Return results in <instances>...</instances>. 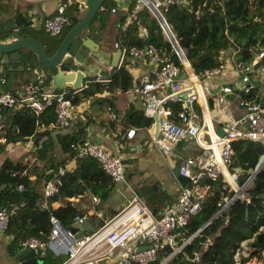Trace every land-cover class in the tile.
Wrapping results in <instances>:
<instances>
[{
    "label": "trees",
    "instance_id": "trees-1",
    "mask_svg": "<svg viewBox=\"0 0 264 264\" xmlns=\"http://www.w3.org/2000/svg\"><path fill=\"white\" fill-rule=\"evenodd\" d=\"M114 4L113 0H103L92 20L81 33L99 41L104 20L109 11L113 10ZM132 5L133 1H130L126 13L121 15L118 22L116 46L128 48L152 44L161 57L181 66L172 42L163 32L158 19L146 7L138 11L136 20L129 19L128 14ZM84 9L82 1L73 0L65 10L67 22L59 34L52 36L45 34L40 27L32 25L30 15L27 13L15 12L0 18V40L9 34L29 35L41 41L45 52L51 54L63 34L79 19ZM161 12L177 45L182 49L185 60L196 74L218 62L220 48L235 46L236 61L249 63L253 61L259 49L264 53V0H187L170 4ZM140 25L146 29L143 35L139 32ZM22 50L26 70L31 72L33 68L41 67L33 53ZM59 65L63 70L76 68L72 63V57L67 54ZM53 71L54 67L44 69V74L36 76L31 83L47 85L49 75ZM106 77V81H99L94 77L84 76L80 87L75 91L69 87L56 90L65 91L73 103L81 100L80 98L90 99L95 105V110L101 106L110 107L112 105L110 98L103 96L102 92L114 88L126 89L131 86L132 81L123 61L118 66H113ZM28 79V75H25L21 81L27 82ZM10 92L16 98L19 97L18 94ZM253 93V88L246 94L239 89L241 97L251 96ZM256 100H258L257 96ZM163 105L170 110L168 118L177 121L176 112L181 109L180 101L166 100ZM123 116L124 126L146 127L152 121V117L144 115L142 109L130 106L124 109ZM96 117H99V112L96 113ZM0 122L2 123L0 135L3 134L9 139L26 138L34 133L39 136L46 133L43 127L47 126H51L53 132L55 128H59L54 122L53 105H48L42 111L35 113L25 102L18 100L10 106L0 107ZM39 126H42L40 131H38ZM78 133L77 131L72 134L53 133L60 152L59 156L51 148L52 143L42 140L39 142L36 148L37 155L45 161L49 170L40 174L45 180L52 176L58 165L64 164L66 157L75 154V148L70 146V143L77 141ZM1 146L0 142V149ZM50 148L52 155H45V150ZM231 151L230 165L239 171V181H244L264 152V140L236 139L231 142ZM22 170L25 172L21 173ZM27 171V166L18 160L4 158L0 162V205L22 201L9 217L4 230L6 234L11 235V239L6 243L9 254H13L21 245L20 241L29 235L45 240L50 230V215H53L64 228L71 227L75 215H83L71 201L64 199L65 197L76 196L89 189L93 195L105 199L115 183L93 157H75L74 167L67 168L59 174L56 190L48 197L49 201L63 198L62 204L51 207L48 202L46 207L40 208L39 195L32 188ZM203 180L209 182L210 191L200 208L189 216L187 223L176 228L175 245L179 248L174 251L170 245L163 244L158 249L156 258L146 264H159L170 253L163 264H244L248 258L259 255L264 243V165L249 181L246 187L247 198L235 199L217 214L216 201L220 178L204 177ZM18 183H21V189H17ZM117 211L118 209L111 211L108 216ZM208 219L206 225L191 236ZM105 220L99 219L95 222V227L100 226ZM248 237L251 238L246 241L249 253L245 256L239 255L235 259L234 249L239 246L240 240ZM42 250V264H58L66 256L54 254L46 247Z\"/></svg>",
    "mask_w": 264,
    "mask_h": 264
},
{
    "label": "built area",
    "instance_id": "built-area-1",
    "mask_svg": "<svg viewBox=\"0 0 264 264\" xmlns=\"http://www.w3.org/2000/svg\"><path fill=\"white\" fill-rule=\"evenodd\" d=\"M27 1L34 2L37 0ZM72 1L56 0L57 5L53 12L39 17L38 27L47 35L59 34L67 22L66 7ZM179 1L185 2L187 0H133L128 17L136 20L137 13L142 7H146L155 17V14H158L159 18H156L163 32L172 42L173 49L181 63L186 61L181 58L182 49L173 42L175 41L174 35L161 12L168 5ZM139 32L142 35L145 34V27L140 25ZM118 48L120 56L127 54L132 58L150 61V67L142 73L139 86L134 89L142 95L144 115L151 116L155 112L159 116L158 132L154 137V142L176 144L178 141L189 140L205 150L206 155L197 160L188 155L182 159V163L178 166V173L187 179L179 185L174 201L165 204L156 214L151 212L144 201L133 193L129 201L119 211L100 226L95 227L94 231L82 233L76 238L72 236L69 228L62 227L59 221L50 215V230L46 239L29 235L21 241V245L34 250L46 247L54 254H65L64 259L58 264H146L156 258V253L163 244L170 245L174 251L177 250L179 246L175 245L176 228L187 223L189 216L200 208L210 191V184L203 180L204 177L220 178L216 214L224 210L235 199L247 198L246 187L252 178V172L244 181H239V171L230 165L231 142L236 139L264 140V100H256L257 95L255 93L251 96L242 97L240 100V104L244 108L242 115L232 123L222 126L223 133L221 135L211 130L207 133L208 137L203 139L201 132L205 122L204 120L197 121L191 104L192 100L198 101L195 87L187 92L186 102L176 112L177 121L168 118L169 108L161 105L155 94L158 89L168 87L173 100L180 98L177 95L180 88L178 78L180 66L172 60L161 57L152 44ZM222 52L223 48H220L218 50V62L215 65L204 68L199 74L192 71L187 74L193 85L202 75L220 72L223 67ZM262 56H264L263 50L259 49L255 57L260 58ZM235 68L242 82L240 89L246 94L253 88L252 83L249 82L251 65L249 62L235 60ZM94 79L107 80V78L98 75ZM4 84L5 78L0 75V85ZM221 89L222 91H231L230 85H223ZM18 96L16 98L9 90L0 87V107L10 106L18 100L25 102L35 113H38L46 106L53 105L54 122L59 128L69 125L72 112L76 107V103L71 101V97L67 96L65 91L53 89L49 85L29 83L24 86L23 93L18 94ZM198 110L199 113H204L201 104H199ZM110 116H115L111 110ZM243 122L246 123V126H242ZM1 126L2 123L0 122ZM119 131L118 129L117 132L119 133ZM132 132L133 128H130L125 130L124 134L130 137ZM70 146L75 148V154L71 157H93L113 182L124 181L123 162L118 154L103 148L96 141L86 137H78L77 141L70 143ZM262 154L264 155V152ZM65 169L66 166L58 165L52 172V176L43 183V197H49L56 190L59 174ZM24 172L25 170L21 171V173ZM21 186V183L16 185L17 189H21ZM91 198L93 201L97 199L95 195H92ZM21 204L22 201L0 205V231L6 229L9 217ZM40 207H45V204L41 203ZM80 219L81 216L75 215L73 223ZM250 239L248 237L239 241V246L233 251L235 259L239 255L245 256L249 253L246 241ZM252 257L251 261H245L244 264H264V243L259 250V255Z\"/></svg>",
    "mask_w": 264,
    "mask_h": 264
},
{
    "label": "crops",
    "instance_id": "crops-1",
    "mask_svg": "<svg viewBox=\"0 0 264 264\" xmlns=\"http://www.w3.org/2000/svg\"><path fill=\"white\" fill-rule=\"evenodd\" d=\"M37 1L5 0L0 5V11L7 10L13 12L12 10H14V12L27 13L30 15V19L32 18V21L30 20L31 24L39 26V17L44 12ZM113 1L115 3L114 8L112 11H109L104 20L105 23L101 30L99 41L95 40L92 36L80 33L73 39V45H71L72 43L70 44L68 53H66L71 57L76 52L80 54V60L76 62L72 57V63H74L76 68H82L87 77L98 75L102 78H107L106 75L112 68L110 64L116 58L115 49L118 48L116 46L117 25L121 15L126 13L128 4L133 0ZM0 2L2 1L0 0ZM45 7L49 8V5ZM85 37H90V39L98 44V48L103 51V54L100 56L103 61L91 55L90 50L81 44V40ZM22 51L20 49L17 53L9 54L11 60L0 65V75L5 78V84L0 85V87L15 94L23 93L25 85L31 83V80L36 76L43 75L40 72L41 67H35L34 71L31 72L26 70ZM221 58L223 67L220 72L202 75L198 77L194 85L187 77L188 73L194 72L191 65L187 61L180 63L181 66L178 74L180 88L177 92L180 98L178 100L182 106L186 102L187 92L195 87L198 101L192 100L191 104L197 121L201 122L204 120L206 123L202 126L201 133L203 139L208 137L207 133L211 132V130L216 132V129H222V126L235 121L244 111L242 104H240L242 97L239 94L242 82L235 68L236 47L231 45L224 48ZM260 59L261 57H254L250 63L249 82L253 85V91L256 93L257 99L261 101L264 100V58L263 62ZM122 61L125 62V66L131 75L132 84L129 86L130 89H127V87L126 89L114 88L105 90L102 94L110 98L112 105L110 107L101 106L96 110L94 109L95 105L91 103L90 99L80 98L81 100L76 102L69 125L64 127L62 131H59L60 128H55L54 130L55 133L65 134H72L77 131L79 132L77 134L78 137H86L96 141L103 148L118 154L122 159L124 181L114 183L105 199H100L95 195L97 199L93 201L91 198L93 194L89 189L76 196L64 198L71 201L80 214H83L81 217H86L94 226L95 222L99 219H109L112 216H108L111 211L115 209L119 211L129 201L133 193L144 201L151 212L154 214L158 213L165 204L174 201L177 196L178 187L181 183L176 179L173 171L180 161L187 155L191 156L194 160L205 156H201L204 150L193 141L183 140L178 141L176 144H158L154 142L153 131L151 129L153 119L150 125L146 127L124 126L123 111L126 107L143 109L142 95L134 88H138L140 76L150 67V61L148 59L132 58L128 55L120 56L119 51L115 66ZM25 75H28L29 79L27 82H22L21 79ZM223 85H230L231 91H222L221 87ZM155 94L159 98L161 105L166 100H173L168 87L158 89ZM199 104L204 109L203 114L199 113ZM110 110L115 113L114 117L110 116ZM97 112H99V117H96ZM242 126H246V123L243 122ZM41 128L42 126H39L38 131ZM43 128L46 133L39 136L30 135L26 138L9 139L1 134L0 162L4 158H9L25 164L28 169L27 177L30 180V184L39 195V207L41 203H44L46 207L48 202L51 207H56L62 204L63 198L49 201L48 197H43L42 185L48 179L45 180L40 174H44L45 170L47 172L49 170H47L45 161L37 155L36 148L42 140L49 144L52 143L51 148L54 149L58 156L60 152L57 148L51 126ZM130 128H133V132L128 137L124 132ZM118 129L120 130L119 133L117 132ZM191 142L194 143L195 147H192ZM51 148L45 150V155H52ZM62 165L66 166V169L74 167L75 158L71 156L66 157ZM10 239V234L0 231V264H20L14 253L24 246L20 245L15 249L13 254H9L6 250V243ZM41 250L36 249L35 251L38 253Z\"/></svg>",
    "mask_w": 264,
    "mask_h": 264
},
{
    "label": "water",
    "instance_id": "water-1",
    "mask_svg": "<svg viewBox=\"0 0 264 264\" xmlns=\"http://www.w3.org/2000/svg\"><path fill=\"white\" fill-rule=\"evenodd\" d=\"M82 2L85 6L83 13L79 17V19L66 30L58 45L51 54H47L45 52L42 42L32 36H14L13 34H9L8 36L4 37V39L0 40V65L11 60L9 54L17 53L20 49H25L26 51H30L36 56L39 64L41 65L40 72L42 74H44L43 69L54 67V71L50 73L48 80V85L51 88L57 89L62 87H69L73 90L78 89L81 85L82 79L85 76L82 68H75L73 70H63L60 67L59 62L64 58L66 53H68L70 44L72 43L73 39L77 37L92 20L97 9L101 6L103 0H83ZM37 3L39 4V6H41L44 12L43 15H49L50 13H52V10L55 9L57 5L56 0H39L37 1ZM44 5H49V8L45 7ZM155 15L159 18L158 14ZM173 42L176 45V42ZM81 44L86 49L90 50L91 55L98 57L100 61H103L100 57L103 54V51L98 48V44L94 40L90 39V37H85L81 40ZM115 50L116 58L113 61L111 60L112 64H110L112 65V67L116 65L117 56L119 54V48H116ZM72 57L76 62L77 60H80L79 53L77 52ZM181 58L185 60L183 53L181 55ZM263 58L264 56H262L260 59L262 62ZM20 66L23 67L22 65ZM34 69L35 68H33L32 71H34ZM151 117L153 119L151 129L153 131V137H155L158 132L159 116L154 112L152 113ZM62 130L64 129H59V131ZM215 131L218 135H221L223 133L222 129H216ZM32 136H35V134H32ZM190 144L192 145V147H195L193 142H191ZM204 155H206L205 150L201 153V156ZM181 163L182 160L180 161L179 165ZM263 165L264 155L261 157V159L258 160L256 166L254 167L252 171V177ZM178 166L174 169L173 173L180 183H184L187 177L178 173ZM208 221L209 219L203 224H201L191 234V236L200 231ZM94 230L95 226L86 217H81L79 221L72 223L71 227L69 228V231L71 232L74 238L81 236L84 231ZM191 236H189V238ZM42 254V250L37 253L34 249L27 248L26 246L19 248L14 253V255L17 256V259L20 261V264H41ZM170 254L166 258H164L159 264H163L169 258Z\"/></svg>",
    "mask_w": 264,
    "mask_h": 264
},
{
    "label": "rangeland",
    "instance_id": "rangeland-1",
    "mask_svg": "<svg viewBox=\"0 0 264 264\" xmlns=\"http://www.w3.org/2000/svg\"><path fill=\"white\" fill-rule=\"evenodd\" d=\"M2 2H0V5L1 4H3V2L5 1V0H1ZM13 12H10V11H0V18H2V17H6V16H10V15H12V14H14L15 12H14V10H12ZM30 14H31V12H30ZM32 19V18H31ZM36 23H38L37 21H36ZM41 35V34H40ZM39 35V36H40ZM71 45H73V43L71 44ZM81 54L83 55V53L81 52ZM80 55V54H79ZM1 74V73H0ZM35 77V76H34ZM263 156V154H261L260 155V158L259 159H261V157ZM253 257H250V258H248V260H246V261H251V259H252Z\"/></svg>",
    "mask_w": 264,
    "mask_h": 264
},
{
    "label": "clouds",
    "instance_id": "clouds-1",
    "mask_svg": "<svg viewBox=\"0 0 264 264\" xmlns=\"http://www.w3.org/2000/svg\"><path fill=\"white\" fill-rule=\"evenodd\" d=\"M6 107V106H5Z\"/></svg>",
    "mask_w": 264,
    "mask_h": 264
}]
</instances>
